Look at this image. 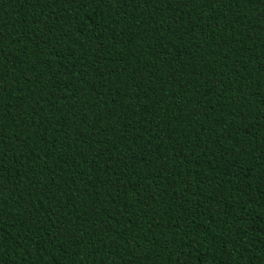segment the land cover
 <instances>
[{
    "label": "trees",
    "instance_id": "trees-1",
    "mask_svg": "<svg viewBox=\"0 0 264 264\" xmlns=\"http://www.w3.org/2000/svg\"><path fill=\"white\" fill-rule=\"evenodd\" d=\"M0 264H264V0H0Z\"/></svg>",
    "mask_w": 264,
    "mask_h": 264
}]
</instances>
